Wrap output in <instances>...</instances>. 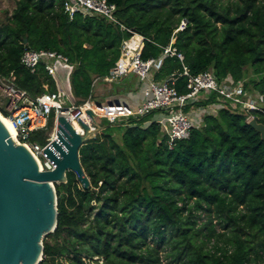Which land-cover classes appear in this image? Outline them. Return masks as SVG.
<instances>
[{
	"label": "trees",
	"instance_id": "trees-1",
	"mask_svg": "<svg viewBox=\"0 0 264 264\" xmlns=\"http://www.w3.org/2000/svg\"><path fill=\"white\" fill-rule=\"evenodd\" d=\"M14 1L0 22V74H14L32 97L46 93V84L49 93L59 91L43 67L33 74L21 64L25 51H56L69 59L77 105L90 97L114 105L97 93L139 91L135 75L93 87L116 65L131 36L121 26L150 40L144 60L159 59L185 20L175 43L185 61L164 59L155 80L178 75L184 65L193 75L213 70L219 84L242 83L263 111L247 112L215 92L200 95L193 106L203 113L193 114L189 139L172 150L157 112L118 124L103 120L105 129L79 151L90 190L73 172L67 184L55 185L58 225L44 239L45 261L264 264V142L248 123L252 115L264 124V0H105L116 6L118 23L98 14L71 19L66 0ZM186 85V77L178 78L179 94L188 93ZM139 102L117 103L136 108ZM52 128L32 140L45 145Z\"/></svg>",
	"mask_w": 264,
	"mask_h": 264
},
{
	"label": "built area",
	"instance_id": "built-area-1",
	"mask_svg": "<svg viewBox=\"0 0 264 264\" xmlns=\"http://www.w3.org/2000/svg\"><path fill=\"white\" fill-rule=\"evenodd\" d=\"M64 10L71 19L77 13L84 16L98 14L118 23L115 16L116 6L109 5L105 0H66ZM186 25L187 22L182 21L179 28L173 33L169 45L163 48V53L159 59L151 58L148 60H144L142 54L145 43L150 40L121 26L122 30L129 32L131 36L123 40L120 58L116 65L107 76L96 79L93 87L96 88L99 81L117 83L130 75H135L140 82L145 84L144 98L136 108L121 104L98 106L91 97L82 105H75L70 102L67 104L69 98L61 90L60 71H69L67 78H70L74 67L69 59L56 51H25L21 57V64L33 74L40 67H43L47 75L56 81L59 92L49 93L46 84L44 86L46 93L32 97L26 90L17 86L14 74L9 77L0 74V114L14 124L16 135L13 139L16 144L25 146L38 162L40 170L44 172L53 169V165L44 155V150L55 140V136L46 139L45 145L33 141L32 137L46 132L52 123V129L56 131L57 119L61 116L65 117L71 124L82 119L94 129L95 127L87 115L88 111H92L97 119L108 120L111 124L126 122L131 118L138 119L157 112L160 114L157 123L163 128L168 137L169 149L172 150L177 141L189 139L195 125L193 114L203 113L196 111H204V109H197L193 106V102L200 95L210 96L215 92L222 99L233 101L247 112L262 111L259 107L260 99L255 98L249 91L245 90L242 83L234 87L219 84L213 70L193 75L184 65L183 71L178 75H172L163 81L155 80L153 74L164 59L176 57L181 63H184L185 56L178 51L175 43L176 34L184 30ZM180 77L187 79V94H179L175 87V83ZM189 106L191 111L187 114L185 109ZM253 118L255 117L251 115L248 121ZM79 132L81 135L85 133L83 129Z\"/></svg>",
	"mask_w": 264,
	"mask_h": 264
},
{
	"label": "water",
	"instance_id": "water-1",
	"mask_svg": "<svg viewBox=\"0 0 264 264\" xmlns=\"http://www.w3.org/2000/svg\"><path fill=\"white\" fill-rule=\"evenodd\" d=\"M87 115L95 128L78 119L84 135L65 117L57 119L55 140L44 150L53 169L44 172L29 150L16 144L0 119V264H50L44 260V239L58 225L55 185L67 184V173L73 172L84 190L91 188L79 151L105 128L92 111ZM248 123L264 142V124L255 118Z\"/></svg>",
	"mask_w": 264,
	"mask_h": 264
},
{
	"label": "rangeland",
	"instance_id": "rangeland-1",
	"mask_svg": "<svg viewBox=\"0 0 264 264\" xmlns=\"http://www.w3.org/2000/svg\"><path fill=\"white\" fill-rule=\"evenodd\" d=\"M14 8H15V1L14 0H0V22H2L5 19L6 12H10L11 13L14 10ZM69 73L70 72L67 71V70H61L60 71V77L62 79L61 90L65 94V96L67 98H69V100L67 101V104H69V102H70V103H73V104L77 105L76 104V99H75V97L72 94L71 89H70V84H69L70 78L69 79L67 78V76H68ZM135 84L134 85H135L136 90H142V89L144 90L145 84L143 82H140L139 81V78L137 76H136ZM97 88L101 89L102 86L99 85V87H97ZM121 89L118 90V91H116V93L114 95L111 94L112 96H110V94L107 95L106 93H104L102 91L100 93H97V94L100 95V96L102 95V97L99 98L100 101H102V99L104 97H106V98L107 97H111V99H113L112 102L113 103H116V104H118L117 102H120V103H126V102H128V103H130L131 99L135 96L136 93L135 94L134 93L129 94V93H124V92L121 93ZM140 94H141L140 92L137 93L138 97L140 96ZM92 100L94 101L95 99H92ZM114 101H116V102H114ZM108 103L109 102H104V103H101L100 102V104H108ZM196 112H203V110L202 111L197 110ZM97 121H98L99 125L102 127L103 120L97 119ZM103 128H105V127H103ZM46 135H47V138L46 139L53 138L55 136L54 129H52L51 131H49ZM205 218L206 217L204 215H201V220L200 221L205 220ZM47 241L48 242H51V243L53 242L51 239H47ZM162 256L164 257L165 256V253H162ZM84 260H85V263L86 264H104L105 263L104 258H100V257H96V258H93V259L86 258ZM165 263H166V261H165ZM57 264H68V262H67L66 259H58L57 260Z\"/></svg>",
	"mask_w": 264,
	"mask_h": 264
},
{
	"label": "bare ground",
	"instance_id": "bare-ground-1",
	"mask_svg": "<svg viewBox=\"0 0 264 264\" xmlns=\"http://www.w3.org/2000/svg\"><path fill=\"white\" fill-rule=\"evenodd\" d=\"M0 119L3 122V124L6 126V128L8 129L11 136L14 138V136L16 135V129H15L14 124L10 120L2 116L1 114H0ZM73 126L76 128V130L82 131V128L80 127L78 122H74Z\"/></svg>",
	"mask_w": 264,
	"mask_h": 264
},
{
	"label": "crops",
	"instance_id": "crops-1",
	"mask_svg": "<svg viewBox=\"0 0 264 264\" xmlns=\"http://www.w3.org/2000/svg\"><path fill=\"white\" fill-rule=\"evenodd\" d=\"M143 90V89H142ZM142 90H139L138 92H140L141 94H140V96L138 97V95H137V93L138 92H136V94H135V96L131 99V100H139L140 102H141V100H143V91ZM139 102V103H140Z\"/></svg>",
	"mask_w": 264,
	"mask_h": 264
}]
</instances>
